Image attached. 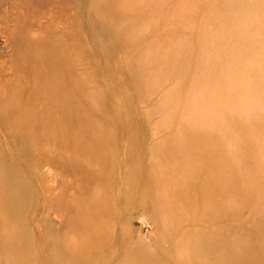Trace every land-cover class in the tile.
Masks as SVG:
<instances>
[{"label":"rangeland","instance_id":"374dc122","mask_svg":"<svg viewBox=\"0 0 264 264\" xmlns=\"http://www.w3.org/2000/svg\"><path fill=\"white\" fill-rule=\"evenodd\" d=\"M106 1L0 2V238L20 222L38 255L24 263L50 264L41 223L67 213L48 198L86 210L103 195V217L73 227L70 214L59 232L69 254L113 242L112 264H232L230 252L264 264V0H114L99 13ZM23 14L41 33L28 46L8 38ZM89 139L103 144L100 173L99 160L73 158ZM11 167L32 186L24 218L4 201ZM77 168L93 182L73 194Z\"/></svg>","mask_w":264,"mask_h":264},{"label":"bare ground","instance_id":"6f19581e","mask_svg":"<svg viewBox=\"0 0 264 264\" xmlns=\"http://www.w3.org/2000/svg\"><path fill=\"white\" fill-rule=\"evenodd\" d=\"M29 3H47L48 0H27ZM53 1V0H52ZM95 0H91L93 3ZM111 1L114 0H107L106 2L103 3H98L96 4L95 9L100 13L101 11H104L106 8V3H110ZM2 2V0H0ZM109 7V6H108ZM103 9V10H102ZM34 13V12H33ZM102 13V12H101ZM112 15L113 17L119 18V12H113L110 10V7L108 8V18L109 16ZM31 15H25L23 14V18L21 20V24L19 22V25L17 28L12 30L10 32V35H8V38L11 37L12 39H15V41L18 44L25 45L27 44H33L35 42H38L41 39V33H35L33 30L36 29V24L33 18H31ZM114 20V19H113ZM18 21V18H13V22L16 23ZM90 26L95 29H98L99 31H102L104 34L102 36V40L108 39L107 34L110 32L111 28L108 26V21H100L99 19L91 20ZM7 38V39H8ZM9 41V39H8ZM118 47L117 44H110L109 46H106L105 50L111 54L116 48ZM61 52V51H60ZM64 53V52H63ZM64 56V55H63ZM54 67V66H51ZM53 73L56 75L57 72H59L60 68L55 67L52 68ZM5 117H2L0 115V125L3 123ZM2 121V122H1ZM25 134H20V142L23 144H17L16 149L18 151L26 150V154L28 156L29 152L24 147L26 145L25 141ZM65 145L67 144L66 142L64 143ZM78 144V145H77ZM103 148L102 145H98L94 140L89 139L86 142H83L82 144L76 143V155L73 157L74 159H81L82 157H85L89 160L95 161L99 160L102 162L98 169L96 170H91V171H100L102 170L101 166L105 165V158L104 156H101L98 154V151ZM99 155V157L97 156ZM67 161L71 162V159L68 158ZM50 164L54 166L55 164H58L57 161H50ZM54 164V165H53ZM64 168H62V171L64 174L68 175V167L66 163L63 164ZM78 172L74 173V178H77L76 180V186H74L73 189V194L77 193L80 194L83 190H85L89 184H92L93 182V174L89 169L86 168H77ZM8 172V178L10 183H15V187H17L16 194L13 196V194L7 195L9 192H13V188H9L7 192V196L4 198L5 203L7 204L8 208V214L11 217H18L21 216L24 218V214L26 213V206L29 203V201L32 203L33 202V190L31 184L29 185V182L21 175V173L16 170L15 168L11 167L7 170ZM123 172L122 169L120 168V173ZM100 173V172H99ZM119 182H125L126 179L124 180H118ZM196 183V182H195ZM194 184H191V187L195 186ZM124 185V184H123ZM122 185V187H123ZM126 187V192H127V198L130 197V188L128 185H125ZM121 198L123 197L120 196ZM136 198H141L137 197ZM98 204H94L92 207V201L87 202L86 204L90 205L86 210L82 209V207H77V208H71V201L66 200V198L61 194V193H53L52 196H50L47 200V204L49 205L50 210L52 211H59L63 213H67L65 216H63L61 220V224L57 226V224L54 222L50 216H46L42 223H41V229L44 230V244L47 246L49 250L48 254V259L50 264H96L93 263L96 260V257L94 256H106V255H111L109 256V259L106 260L105 263H100V264H112L114 262V258L112 257V254L116 251V249L119 247V245L113 246V242L109 244H100L94 248H88L84 249L83 247L78 248L76 254H69L66 251V246H64L60 240L61 238L59 237V232L64 229L67 224H68V219L71 214L72 219H73V227L78 226V222L80 225H83L89 218L90 216L95 219H99L103 217L106 214V207L110 206L109 201L103 196H96ZM93 200V199H92ZM136 202H142V199H138ZM133 205H135V203ZM92 207V208H91ZM115 207V204H114ZM132 207V206H131ZM94 208L92 214L90 215L91 210ZM133 208V207H132ZM152 217H154L155 221L158 223V219L156 215L154 214V210L151 211ZM77 223H76V221ZM23 223V222H22ZM24 224V223H23ZM17 232L16 236L11 238V239H5L3 237L0 238V245L8 251V259L6 261V264H25V259L26 258H31L34 259L37 257L36 249L37 247L35 246V243L33 241L32 233L29 227L27 226H22L20 222L16 225ZM221 249V248H220ZM220 251V250H219ZM25 254V255H24ZM93 254V255H92ZM231 256V263L232 264H239V255L230 252ZM93 259L91 260V258Z\"/></svg>","mask_w":264,"mask_h":264}]
</instances>
